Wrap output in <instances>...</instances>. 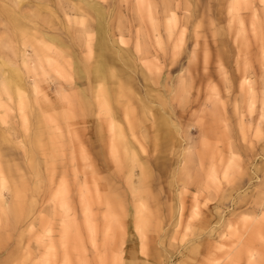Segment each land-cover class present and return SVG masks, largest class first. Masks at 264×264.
Instances as JSON below:
<instances>
[{
    "label": "clouds",
    "instance_id": "clouds-1",
    "mask_svg": "<svg viewBox=\"0 0 264 264\" xmlns=\"http://www.w3.org/2000/svg\"><path fill=\"white\" fill-rule=\"evenodd\" d=\"M194 3L0 0V264H264V58L198 85ZM245 18L264 37L228 0L213 40Z\"/></svg>",
    "mask_w": 264,
    "mask_h": 264
},
{
    "label": "rangeland",
    "instance_id": "rangeland-1",
    "mask_svg": "<svg viewBox=\"0 0 264 264\" xmlns=\"http://www.w3.org/2000/svg\"><path fill=\"white\" fill-rule=\"evenodd\" d=\"M52 12L55 14L56 9L53 6H49ZM183 0H181V8H183ZM194 16L201 24L200 34L194 35L192 27L189 26L188 32L184 35L182 40H177V44L180 46L181 56L180 63L184 64L188 58V54L195 57L196 67L194 69V75L197 73V84L203 80L205 83L211 80L216 87L221 88V75L225 77L226 81L231 85L233 93L238 94L239 91L248 86L250 77L247 76L249 68L257 75H260V63L264 58V37L261 35L259 29H253L252 20L245 18L243 33L237 31L231 36L229 40H213L209 31V25L211 22L218 24H224L227 21L228 12V0H199V3L193 4ZM238 14L239 9L236 10ZM259 13V6L257 5V15ZM182 12H178L177 15H181ZM125 15H128L125 12ZM131 18V17H129ZM174 69L173 71H176ZM205 70L207 75H205ZM49 100H53V97L49 94L47 97ZM231 115V113H229ZM77 135H80L77 130ZM81 143H83V137H81ZM87 148V144H84ZM41 166L44 167L43 157H41ZM53 178H60L62 176V169L59 166H55L52 171ZM99 187V184H97ZM103 189H101L102 191ZM63 195V189L58 193ZM89 215L95 212L94 208L86 207ZM80 219L79 213L76 217ZM89 227H92L91 220L89 221ZM81 236L85 235V230L81 228ZM84 255L82 259L90 258L88 254V244L84 241ZM69 259H72L71 254Z\"/></svg>",
    "mask_w": 264,
    "mask_h": 264
}]
</instances>
